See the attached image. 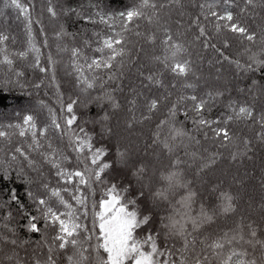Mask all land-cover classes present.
<instances>
[{
    "label": "snow or ice",
    "instance_id": "obj_1",
    "mask_svg": "<svg viewBox=\"0 0 264 264\" xmlns=\"http://www.w3.org/2000/svg\"><path fill=\"white\" fill-rule=\"evenodd\" d=\"M4 4L16 11L17 19L26 22L29 48L10 49L9 35L0 32V65L16 77H23L25 73L15 67V62L35 53V63L28 66L47 72L48 68L40 66V49L32 39L33 0H4ZM88 7L96 9L98 22L112 30L111 35L93 32L95 40L79 34L84 37L83 46L98 56L85 55L82 47L70 50L76 85L90 100L82 102L77 98L66 105L59 100L60 117L41 101L40 107L47 108L50 124L38 127L36 117L26 114L22 122L5 126L11 132L0 130V139L7 141L0 146V264H264V237L253 222L247 224L246 231L238 227L206 233V226L218 216L236 211V197L221 187V181L210 188L215 199L210 198L207 205L201 202L197 208L198 193L182 167L195 165L199 177L222 159L219 149H235L229 151L235 161L241 156L252 158L249 153L254 141L264 147V84L253 78L256 73L264 76V0H194L191 7L197 12L187 21L185 0H130L123 10L103 13L98 4ZM60 11L69 19L75 16L85 23L97 22L83 5L61 4ZM173 11L179 17L174 21L175 33L170 26ZM47 12L52 18L58 16L51 0ZM65 35L70 34L61 25L56 36ZM189 35L190 41L186 39ZM131 36L150 45L159 41L161 46L159 54L154 49L149 56L152 67L147 69L148 74L140 73L141 87L164 88L165 92L145 95L143 108L147 114L137 118L135 110L143 93L133 90V97L127 100V111L132 115L125 122V131L131 136L136 124L151 121L164 109L148 145L160 147L162 154L170 157L168 167L158 175L154 172L149 176L148 164L139 158L131 139L125 138L127 143L114 142L118 133L110 124L112 114L121 105L105 86L117 82L120 87L125 57L131 59L128 46L135 47ZM234 44L235 59L226 54ZM194 45L204 51L212 50L218 54L216 63L227 61L239 75L250 79L249 85L236 91L252 102L231 95L224 100L227 89L209 86L207 81L201 91L202 75H198L192 59ZM81 59L84 62L77 63ZM53 63L49 56V64ZM102 74H107V80ZM51 82L59 97L54 74ZM7 84L4 82L5 87ZM97 86L102 92L91 97L89 90ZM34 87L39 88L40 84ZM89 102H96L99 111L96 117L81 124L74 105L83 103L87 107ZM216 109H220L219 114L213 117L211 113ZM181 116L183 119H179ZM89 123L91 130L86 127ZM188 123L192 128L187 127ZM234 123H243L254 136L241 135L233 129ZM49 129L57 134L55 140ZM193 133L202 134L218 150L188 151L201 145ZM13 136L20 140L14 142ZM181 148L187 159L178 154ZM69 153L74 154V159ZM260 186L264 188V176ZM98 188L97 200L94 197ZM177 195L179 198L175 199ZM161 202H166L169 210L158 216ZM261 210L264 211V203ZM17 218L26 220L23 228L41 234V240H21L12 226ZM19 250H23V256Z\"/></svg>",
    "mask_w": 264,
    "mask_h": 264
},
{
    "label": "trees",
    "instance_id": "obj_2",
    "mask_svg": "<svg viewBox=\"0 0 264 264\" xmlns=\"http://www.w3.org/2000/svg\"><path fill=\"white\" fill-rule=\"evenodd\" d=\"M51 2L53 6L57 8L58 16L56 18L60 20L58 23L57 20L51 18L47 12L49 0H33L34 7L32 11V39L36 47L40 49V66L48 68V71L40 72L39 67L28 66L30 63H35V53H29V56L25 60H16L15 67L25 73L23 77H16L14 74L7 71L6 66L0 65V96H2V99H0V130L11 132L12 129H7L5 126L9 123L15 124L22 122V118L26 114H32L36 117L38 127H44L50 124L51 120L47 108L40 107L41 101L52 108L57 117L61 115L59 100H62L65 105L77 98L82 102H88L90 97L81 93L80 88L76 85L77 74L72 67L73 57L71 56L70 50L72 47H82L85 55L89 57L98 56L99 53L93 52L91 48L83 46L82 41L84 37L79 34L84 33L92 40L96 39L93 36V32H99L101 35L112 34V30L108 28L106 24L98 22L99 18L94 15L96 9L89 8L88 6L95 3L99 5V10L102 13L115 12L123 10L124 7L130 3V0H51ZM191 2H194V0H185V11L188 13V15L184 17L185 21H187L192 14L197 12L196 8L191 7ZM200 2H203V0H200ZM209 2H211V0H209ZM61 4L65 6L70 5L72 7L83 5L86 12L93 13V19L97 22L85 23L82 20H78L75 16L69 19L61 13ZM236 10L238 9H234V11ZM178 18L179 17L173 11L172 20L170 22L173 33L177 31L174 21ZM36 21H39V23H36ZM61 25L64 26L65 31L70 35L62 36L60 40L57 41L52 36V32L60 31ZM41 29H43V32H41ZM116 30H119L118 25ZM140 30H144L143 22H141ZM180 30L182 31L183 29ZM0 32H5L9 35L10 39L7 44L10 49L25 50L29 48L26 22L23 18L17 19L16 11L11 7H6L4 0H0ZM157 35L162 37V33L160 32H158ZM13 38L15 40L14 44L12 43ZM130 39L135 42V47H133V44H129L128 46L131 49V59L129 60L128 57H125V66L122 69L123 75L118 81L120 87L117 88V82H109V84L105 86L121 105V108L112 114L110 124L118 133L117 137L114 138V142L120 140L123 143H127V139H131L133 141V147L138 150L137 154L139 158L143 159V161L148 164L149 176L154 172L158 175L160 171L168 167L170 157L162 154L160 147L155 145L149 147L148 145L151 144V134L154 131L155 122L163 118L164 109L162 108L160 112H157L151 121L136 124L135 128L132 130L131 136H129L128 131H125V122L132 115L127 111L129 107L127 100L133 97V90L143 93L138 100V107L135 110L137 118H139L142 113L147 114L146 109L143 108V99L145 95L151 96L165 92L164 88L156 89L154 87L149 90L141 87L143 77L140 73L143 71L145 75L148 74L147 69L152 67L149 56L154 49L157 54H159L161 46L159 41H157L156 45H150L145 43L143 39L135 36H131ZM186 39L190 41L191 35ZM45 41H47V46H45ZM55 43H59L62 48L57 50ZM95 46V44L92 45L93 48ZM138 49L143 50L138 51ZM191 51L192 59L196 62L199 69L198 75H202V79L199 82V89L201 91L205 90V81H207L209 86L227 89L225 97L223 98L224 100H227L228 96L231 95L234 99H239L240 101L248 99L250 103L252 102L250 97H246L236 91L238 87L243 88L249 85L250 79H246L242 75H239L234 66H230L227 61L216 63L215 61L218 54L210 49L204 51L199 46L194 45L191 47ZM236 53L237 48L235 44L231 49L226 50V54L234 59L237 58ZM49 56H51L54 62L51 65L49 64ZM210 61L211 63H209ZM83 62V59L77 61V63ZM217 69L220 71L217 72ZM233 72L235 75H229ZM53 74L55 75L56 83L59 85V97L57 96L56 86L51 82ZM102 76L103 79L107 80V74H102ZM217 77H219V79H217ZM253 78L257 79L259 84H264V76L260 73H256ZM6 81H8L7 87L4 86V82ZM37 83L40 84L39 88L34 87ZM113 89H115V91H113ZM89 91L91 97H96L102 92V89L97 86ZM188 91L190 92V90ZM172 98L175 99V96ZM259 102V97H257V104H259ZM98 111L99 107L96 102H89L87 107H85L83 103L74 105V112L80 117L79 122L81 124H83L85 120L90 121L96 117ZM219 111L220 109H216L211 115L215 117L219 114ZM179 119H183V117L181 116ZM60 122L63 124V120ZM86 127L91 130L93 126L89 123ZM187 127L192 128L191 123H188ZM232 127L243 136H254V132L243 123H234ZM98 130L97 127V131ZM193 134H196L201 140V145L190 147L188 151H194L196 148H199L200 152H203L204 148L213 152L218 150L212 141L204 140L202 134ZM49 135L55 140L57 134L54 129H49ZM12 139L14 142L20 140L18 136H13ZM6 143L7 141L0 139V146ZM66 143L67 141L65 139V145ZM232 150L235 149H219L223 154L222 159L218 160L217 164L213 166L210 171L202 173L199 177L196 176L195 165L191 168H188L187 165L182 166L185 169L186 179L192 181V188L198 193L196 207L198 208L201 202L207 205L210 202V198L214 200L215 197L211 194L210 188L212 185L223 181L221 187L231 192L236 197V211L227 216H218L213 224L206 226V233H222L223 231L237 229L238 227L246 231L247 224L253 222L257 227L258 234L264 237V211L261 210V205L264 203V188L260 186V178L264 176V147H260L254 141L253 151L249 153L252 158L248 159L247 157L241 156L235 161H232L229 155V151ZM241 150H243L242 146ZM69 154L72 155L74 159V154ZM178 154L182 159H187L184 156L183 148L179 150ZM189 163H191V160H189ZM237 181H239V183ZM53 182H55V178H53ZM17 187L22 186L17 185ZM99 195L100 190L98 188L94 198L98 200ZM178 198L179 195L175 197V199ZM168 210V204L166 202H161L157 209L158 216L166 215ZM33 214H35V212H33ZM26 223V220L19 218L12 221V226L16 227L19 238L32 242L40 241L41 234L29 233L23 228V225ZM33 246L35 245L33 244ZM19 251L20 255L23 256V250Z\"/></svg>",
    "mask_w": 264,
    "mask_h": 264
},
{
    "label": "rangeland",
    "instance_id": "obj_3",
    "mask_svg": "<svg viewBox=\"0 0 264 264\" xmlns=\"http://www.w3.org/2000/svg\"><path fill=\"white\" fill-rule=\"evenodd\" d=\"M62 13V12H61ZM52 18V17H51ZM54 20H57V23L60 21V20H58L57 18H54ZM24 27H25V25H24ZM52 36L58 41V40H60V38H57V36H56V32H52ZM59 46V47H58ZM55 47H56V49L57 50H59L60 48H62V47H60V45H59V43H55ZM69 71V70H68ZM229 75H235V73L233 72L232 74H229Z\"/></svg>",
    "mask_w": 264,
    "mask_h": 264
}]
</instances>
